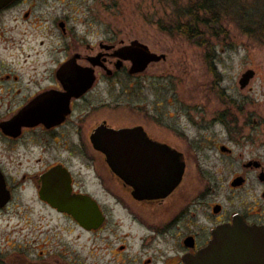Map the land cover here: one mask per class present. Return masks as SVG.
I'll return each mask as SVG.
<instances>
[{
	"label": "flooded vegetation",
	"instance_id": "obj_1",
	"mask_svg": "<svg viewBox=\"0 0 264 264\" xmlns=\"http://www.w3.org/2000/svg\"><path fill=\"white\" fill-rule=\"evenodd\" d=\"M23 1L13 0L1 7L0 16ZM30 14L27 12L25 18H29ZM58 26L64 35L69 36V41L61 43L66 57L54 69L53 84L40 88L20 105H0V148L3 153L0 156V180L4 181L5 189L9 192L8 199L0 200V264H98L88 262L87 254L82 261L73 262L70 247L63 240L59 245L52 244L53 238L49 233L52 228L53 231L56 229V225L51 227V220L57 219L63 221L59 228L62 237L68 238L67 243L70 242L73 225L75 231L78 229L83 235L101 238L109 220L101 198L104 194L111 196L117 216L113 234L122 241L115 247L92 248L91 253L98 254L102 250L109 255L104 264H184L185 255H194L205 248L217 228L233 225L235 219L243 220L249 226L264 227V151L260 148L264 143L259 142L258 133L253 129L246 132L249 121L243 105H231L233 109L224 108L214 114L213 120L226 127L228 142L215 144L212 141V147L219 157L215 154L211 161V186L205 184L201 191L192 181L185 186L189 158L172 135L151 134L141 123L111 127L106 121L85 134V116L82 112L85 105L79 103L101 79L111 81L122 74L137 79L153 63L144 72L132 74L131 61L117 55L118 50L131 41L114 36L107 41L72 38L70 34L74 26L69 27L66 21H60ZM2 36L0 29V38ZM73 59L75 66L93 69V86L82 96L72 98L70 105H28L46 92L65 91L58 72ZM1 81L4 83L2 91L8 94L10 101L22 92L23 78L17 72L10 71ZM101 125L117 130L141 127L146 135L131 134V139H139L137 143L115 145L117 167L111 169L105 154L96 150L91 142L92 135ZM87 137L97 156H89L85 152ZM73 145L79 149L73 150ZM56 151H59V155H56ZM130 153L133 158H130ZM74 157L90 158L83 174L75 173L71 165ZM180 161L185 163V172L179 184L170 192L157 198L141 200L135 197L137 187L151 188L159 179L175 181ZM29 162L36 166L34 175L25 174L20 181L11 176L13 168H20ZM141 164H144L143 169ZM163 164L168 168L164 176L151 170L152 167L157 170ZM56 167L65 169L69 174L73 195L89 196L97 203L104 217L99 227L88 229L82 226L72 215L59 211L42 197L43 176ZM196 179L199 181L198 173ZM19 188L27 189L29 193L33 189L35 191L36 198L25 203L26 207L16 196L15 191ZM205 208L209 209L206 216ZM120 211L126 213L133 227L145 231V235L139 238L137 248L131 244V235L125 233L119 236ZM198 211L203 214L207 225L196 223ZM42 233L44 236L41 239ZM157 239L165 243L168 239L174 241L171 250H177L178 254L170 259L163 251L156 250L151 254L153 247L147 244Z\"/></svg>",
	"mask_w": 264,
	"mask_h": 264
},
{
	"label": "rangeland",
	"instance_id": "obj_2",
	"mask_svg": "<svg viewBox=\"0 0 264 264\" xmlns=\"http://www.w3.org/2000/svg\"><path fill=\"white\" fill-rule=\"evenodd\" d=\"M27 12L31 13L29 18H25ZM171 13L169 0H24L0 16L3 34L0 38V105H20L40 88L53 84L54 69L66 57L61 43L69 41V36L58 26L60 21L75 27L71 29L72 38L107 41L114 36L126 42L137 39L166 58L153 63L137 79L123 74L111 81L101 79L79 103L85 105L82 111L85 134L106 121L111 127L141 123L151 134L172 135L189 158L185 186L192 181L199 191L205 184L210 187L211 161L216 154L212 141L215 144L228 142L226 127L213 120L215 113L224 108L233 109L231 105H243L249 121L246 132L253 129L258 133L259 142L264 143V45L248 38L230 22H225L229 34L226 41L210 39L200 45L182 35H170L163 27L168 24ZM249 69L255 71V77L241 90L239 80ZM10 71L17 72L24 84L20 95L11 96L13 101L2 91L1 80ZM260 148L264 151V146ZM72 149L79 148L73 145ZM84 150L89 156H97L89 137ZM2 154L0 148V156ZM218 155L217 152L216 157ZM89 160L88 157L72 158L75 173L83 174ZM29 163L13 168L11 176L20 181L25 174L34 175L36 166ZM27 192L20 188L15 191L24 207L30 199L36 198L34 189ZM101 198L109 215L101 238L83 235L78 229L75 231L73 225L67 243L68 238L62 237L59 228L63 221L51 220V227L56 225L55 231L52 228L49 233L52 244L59 245L63 240L71 249L73 262L82 261L87 254L88 262L104 264L109 255L102 250L98 254L91 253L92 248L115 247L122 243L113 234L117 216L111 196L104 194ZM205 209L206 216L209 209ZM44 213L49 219L48 212ZM196 213V223L207 225L203 214ZM118 217L119 236L131 235V244L137 248L145 231L133 227L123 211ZM43 236L44 233L41 239ZM160 240L148 242L147 245L153 247L151 254L163 251L167 259L178 254L177 250H171L174 241Z\"/></svg>",
	"mask_w": 264,
	"mask_h": 264
},
{
	"label": "water",
	"instance_id": "obj_3",
	"mask_svg": "<svg viewBox=\"0 0 264 264\" xmlns=\"http://www.w3.org/2000/svg\"><path fill=\"white\" fill-rule=\"evenodd\" d=\"M11 1L13 0H0V8ZM117 55L124 60L131 61L130 72L132 74L144 72L151 63L166 58L164 54L159 55L152 52L148 45L137 39L119 49ZM255 74L252 69L244 72L239 80L240 89H246ZM58 76L63 82L64 92H46L37 96L28 105H70L72 98H78L85 94L95 81L93 69L75 66L74 59L62 66ZM137 133L146 135L141 127L117 130L101 125L92 135L91 142L96 150L105 154L107 164L111 169H114L117 167L115 145L118 143H137L139 139L129 137V135ZM145 139L149 141L148 138ZM129 155L130 158L134 157L131 153ZM134 168L136 169V166ZM143 168L144 164H141V169ZM151 170L164 176L168 168L163 164L158 166L157 170L153 167ZM136 172H138L137 169ZM184 172L185 163L180 161L175 181L159 179L157 184L151 188L148 186L137 187L134 195L141 200L165 196L167 191L170 192L179 184ZM43 181L42 197L50 201L59 211L72 215L82 226L88 229L97 228L104 222V217L93 199L85 195L72 194L71 179L65 169L53 168L43 176ZM8 198L9 192L5 189L4 181L0 180V200ZM184 264H264V227L249 226L243 220L235 219L233 225L217 228L213 233L212 240L205 248L194 255H185Z\"/></svg>",
	"mask_w": 264,
	"mask_h": 264
},
{
	"label": "trees",
	"instance_id": "obj_4",
	"mask_svg": "<svg viewBox=\"0 0 264 264\" xmlns=\"http://www.w3.org/2000/svg\"><path fill=\"white\" fill-rule=\"evenodd\" d=\"M172 13L163 30L200 45L229 38L225 22L264 45V0H169ZM209 40V41H208Z\"/></svg>",
	"mask_w": 264,
	"mask_h": 264
}]
</instances>
